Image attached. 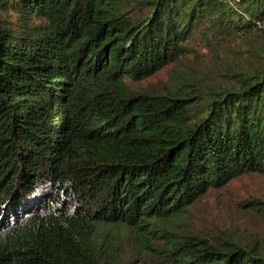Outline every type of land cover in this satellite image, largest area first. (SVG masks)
Listing matches in <instances>:
<instances>
[{
    "label": "trees",
    "instance_id": "16d2710c",
    "mask_svg": "<svg viewBox=\"0 0 264 264\" xmlns=\"http://www.w3.org/2000/svg\"><path fill=\"white\" fill-rule=\"evenodd\" d=\"M246 174L264 0H0V264H264L199 215Z\"/></svg>",
    "mask_w": 264,
    "mask_h": 264
},
{
    "label": "rangeland",
    "instance_id": "374dc122",
    "mask_svg": "<svg viewBox=\"0 0 264 264\" xmlns=\"http://www.w3.org/2000/svg\"><path fill=\"white\" fill-rule=\"evenodd\" d=\"M200 44L196 42L198 55L206 56L208 51ZM169 67L149 79V83L155 84L160 80H165ZM247 201L253 203L260 201L264 205V176L246 174L233 180L221 190L210 192L199 203V215L204 220L206 213L212 212L211 219L215 226L222 229V233L232 232L236 238L257 239L264 242V218L256 215L250 205L244 208ZM145 264L152 263L148 260Z\"/></svg>",
    "mask_w": 264,
    "mask_h": 264
}]
</instances>
